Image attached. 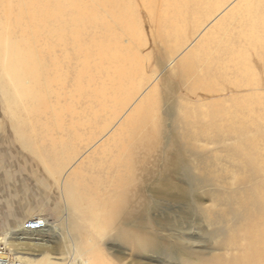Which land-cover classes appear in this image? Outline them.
Masks as SVG:
<instances>
[{
    "label": "bare ground",
    "instance_id": "obj_1",
    "mask_svg": "<svg viewBox=\"0 0 264 264\" xmlns=\"http://www.w3.org/2000/svg\"><path fill=\"white\" fill-rule=\"evenodd\" d=\"M172 1L0 0V93L19 141L37 155L64 206L62 227L38 215L44 228L26 231L18 224L0 237L5 247L16 245L10 253L13 259L62 264L60 255L42 251L30 256L20 249L26 244L48 246L51 238L65 232L71 254H89L87 264H138L131 256L146 260L139 264H264V134L259 126L250 129L216 107L203 111L205 119L192 120L186 110L180 114L176 98L166 95L164 111L173 128L182 124L187 128L185 141L169 136L160 155L140 160L142 164L127 159L121 144L100 142V136L75 149L70 142L49 137V121L56 116L51 96H62L60 86L66 89L64 96L75 92L82 97L98 80L101 94L108 91L114 106L119 105L120 113L114 117L119 126L150 100L146 92L155 87L139 84L131 86L133 91L125 98V83L131 77L125 63L138 53L132 57L122 48H140L145 42L136 17L139 9L158 20L156 32H163L169 63L188 49L175 64L176 75L195 96L199 90L212 94L219 84L217 91L242 84L219 72H228L220 60L228 55L234 61L232 52L239 48L236 29L203 33L200 30L211 24L207 21L199 30L196 24L201 20L194 16L195 25L184 13L171 17ZM182 1L187 9L197 0ZM256 15L242 27L248 33L239 31L236 38L252 41L255 33H261L264 48V15ZM191 35L195 48L189 47ZM124 37L127 44L122 43ZM196 63L202 67V77ZM241 66L244 72V63ZM143 174L146 183L141 181ZM103 176L110 179L106 198L99 194L98 179ZM205 194L211 197L207 205L200 201ZM102 238L115 241L122 261H114L101 249Z\"/></svg>",
    "mask_w": 264,
    "mask_h": 264
},
{
    "label": "rangeland",
    "instance_id": "obj_2",
    "mask_svg": "<svg viewBox=\"0 0 264 264\" xmlns=\"http://www.w3.org/2000/svg\"><path fill=\"white\" fill-rule=\"evenodd\" d=\"M172 4L175 10L170 11L171 17H173L172 15L178 16L179 13H184L188 23H192V25H195L192 22L193 16L197 20H201L196 24V29L200 30L202 24L208 21L211 26L200 30L203 33L214 32L215 35H218L225 29L227 31L236 29L235 42L239 48L234 49L232 52L234 61L232 60L233 57L230 58L228 55L220 60V64L228 72L222 73V70L219 72L227 74L222 75L225 79H237V82L241 81L242 84L236 85L232 89L217 91L220 87L219 84L212 94H206V92H200L199 90L195 96L190 86L186 88V84L179 83L176 75L178 68L176 69L175 64L179 59L185 57L188 49L185 55L182 54L175 61L169 63L167 47L163 46L160 37L163 32H156L158 20L151 18L148 12L143 9H139L136 12V17L139 20V28L143 30L145 42L143 47L140 48H122V51L132 52V57L136 52L138 53L137 58L125 63V68L131 74L130 80L125 83V98H129L131 95L133 91L131 86L139 84V87L142 88H146V86L155 87L154 91L149 90L146 92V94H150V100L143 103L144 106L141 111L138 113L134 111L131 114V120L129 119L119 126V123L117 124L114 120V117L120 113V110L117 109L119 105L114 106L113 96L108 91L105 95L101 94L98 80L93 85V90H85L82 97H79L75 92L72 96H68V93L64 96L63 90L66 89L64 85L63 87L60 86L58 89L61 90L62 96H51V100L55 104L54 114L56 116L53 117L51 114V120L49 119L51 121H49L50 127L48 128L49 137L54 138L56 141L70 142L69 144H72L75 149V145L80 146L85 140H94L100 136V142L116 141V143L123 146L124 156L127 159L133 161L134 158L135 161L142 164L140 160L145 161L160 155V150L165 147V142L169 136L173 137L174 135L179 140L185 141L183 136L188 131L187 128L183 124L173 128L171 119L164 111L165 102L163 99L166 95H168L169 100L176 98L180 104V114L183 110H186L192 120L195 117L205 119L203 111L216 107L225 110L226 115L230 116L231 119H240L242 122H246L250 129L255 125L259 126V133L264 134V118L261 114L264 113V48L261 47V33H255L252 41L236 38L239 31L246 32L242 27L253 22L258 12L260 15H264V6H261V10L259 8L260 4L264 5V1L197 0L192 5L189 4L187 9L184 7L185 5L183 6L182 0H173ZM195 5L197 8L193 9L196 7ZM232 13L234 17L230 18ZM171 17L167 19H171ZM191 36L192 43L189 44V47L195 48L197 42L193 35ZM124 39L125 41L122 43L127 44V38L124 37ZM124 47H127V45H124ZM57 52L60 53V50L58 49ZM179 52L175 53V56ZM242 63L245 66V73L242 71ZM196 64L198 65L194 66L195 70L198 76L202 77V67L199 63ZM147 77H150L149 82H147ZM140 78L143 79L140 80ZM259 81L260 84L258 85ZM55 87L57 88V86ZM144 99L146 100L147 97L145 96ZM236 100L239 103L243 102V104L252 103V107L250 109L241 108L239 105H235ZM103 103L106 104V106L104 104V108ZM195 111H201L202 113L195 114ZM11 120L0 93V206L8 209L7 211H0V214L4 215L7 212L9 222V226H5L0 230V237L6 231L16 228L18 224L24 225L28 219L38 215L48 218L53 225L62 227V223H64L62 216L64 206H62L57 194L54 180L44 173L37 155L25 148L19 141ZM252 131H249V133ZM98 180L101 198L108 197L107 185L110 179L103 176ZM142 180L146 183L144 174ZM200 198V201L205 205L210 203L211 197L208 195L205 194ZM62 236L51 238L48 246L38 248L32 244H26L20 250L30 256L42 251L48 256L60 255L63 257L62 264H69L78 260L85 261L84 264H87V260L91 259L89 254L78 255L73 252L71 254L67 234L64 232ZM15 241L12 240V242ZM101 243V249L108 255L110 254L109 257L114 261L124 259V255L114 245V240L102 238ZM15 246L10 248L6 244L10 253L12 250H17ZM131 258L138 264L146 261L142 257L131 256Z\"/></svg>",
    "mask_w": 264,
    "mask_h": 264
},
{
    "label": "built area",
    "instance_id": "obj_3",
    "mask_svg": "<svg viewBox=\"0 0 264 264\" xmlns=\"http://www.w3.org/2000/svg\"><path fill=\"white\" fill-rule=\"evenodd\" d=\"M45 222L42 218L32 217L24 223L26 231H36L44 228ZM9 250L0 242V264H26L20 260L13 259Z\"/></svg>",
    "mask_w": 264,
    "mask_h": 264
},
{
    "label": "crops",
    "instance_id": "obj_4",
    "mask_svg": "<svg viewBox=\"0 0 264 264\" xmlns=\"http://www.w3.org/2000/svg\"><path fill=\"white\" fill-rule=\"evenodd\" d=\"M7 208H3L2 206H0V211H7ZM6 214H0V230H2L3 227L5 226H9V222H8V214L7 212H5ZM4 218V219H3Z\"/></svg>",
    "mask_w": 264,
    "mask_h": 264
}]
</instances>
